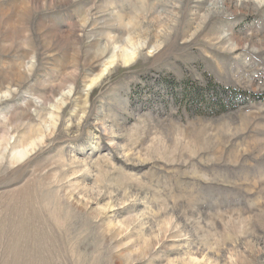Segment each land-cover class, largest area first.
<instances>
[{
    "label": "rangeland",
    "instance_id": "obj_1",
    "mask_svg": "<svg viewBox=\"0 0 264 264\" xmlns=\"http://www.w3.org/2000/svg\"><path fill=\"white\" fill-rule=\"evenodd\" d=\"M0 264H264V0H0Z\"/></svg>",
    "mask_w": 264,
    "mask_h": 264
},
{
    "label": "trees",
    "instance_id": "obj_2",
    "mask_svg": "<svg viewBox=\"0 0 264 264\" xmlns=\"http://www.w3.org/2000/svg\"><path fill=\"white\" fill-rule=\"evenodd\" d=\"M159 85L162 103H176L180 109H194L200 115L221 114L230 110L233 104L255 97L251 92L224 87L214 80L202 84L198 80L191 82L164 77L160 78Z\"/></svg>",
    "mask_w": 264,
    "mask_h": 264
}]
</instances>
